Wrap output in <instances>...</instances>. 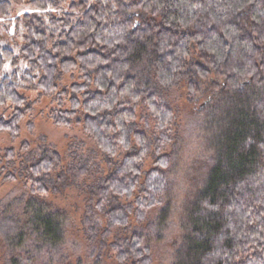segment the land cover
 Instances as JSON below:
<instances>
[{
    "label": "trees",
    "instance_id": "obj_1",
    "mask_svg": "<svg viewBox=\"0 0 264 264\" xmlns=\"http://www.w3.org/2000/svg\"><path fill=\"white\" fill-rule=\"evenodd\" d=\"M21 2L0 0V41L5 32L19 33L20 51L25 54L20 59L13 57L10 62L0 55V84L9 76L24 81L25 90H13L23 100L31 94H40L27 84L29 79L43 89L47 86L45 81L52 76L53 88L57 83L64 84L61 96L80 85L84 99L88 93L95 92L101 94L103 103L110 100L103 94L106 91L103 86L95 87L96 80H107V75L111 74L117 78L123 75L120 81H108L109 87L112 83L116 85L117 93L127 91L120 87L122 83L134 85L129 89L132 99L120 103L112 114L116 117L108 121L112 122L107 127L115 142H118L115 132L119 131L117 118L122 117L126 123L122 134L127 140L136 134L133 124L143 123L144 116L150 115L154 107L161 115L178 107L173 104L171 87L159 82L168 77H180L174 83H183L197 94H200L201 84H207L204 92L212 89L221 93V85L232 83H243L254 91L264 87V25H258L255 20L249 24L241 10L235 15L225 11L234 0H30L25 5L36 13L16 16L13 9ZM154 2L164 5L160 13L150 8ZM256 3L259 4L256 10L264 11V0H256ZM57 4H64L67 9H60ZM210 4L212 7H208ZM202 8L208 10L201 12ZM125 26L128 32L123 36L125 42L109 49L102 37L115 34ZM0 52L10 54L12 46L0 42ZM125 64L129 70L121 72ZM30 65L36 67L30 68ZM234 98L235 94L214 96L208 105L216 122L211 137L204 140L217 148L218 155L230 151L239 135L238 131H231L229 122L222 118L232 107ZM61 111L67 112V108ZM235 116L239 117L240 113ZM191 122L197 131L205 128L195 119ZM11 126L10 121H3L0 134L5 135L8 129L10 136ZM15 127L19 129L20 125ZM97 148L108 155V160L99 157L83 160L84 170L89 171L93 179L82 190L80 201L83 207L88 200L94 202L96 213L91 218L90 228L99 233L103 242L105 233L109 240L120 239V233L111 229L112 222L130 220L134 216L133 209H143L142 202L133 201L147 200L148 189L135 187L143 180V173L137 168L131 175L133 191L139 194L125 200L128 190L117 191L125 180V173L122 171L113 177L108 171L112 167L109 161L115 154L110 153L109 145L99 144ZM12 151L5 150L3 155ZM157 166L159 162L152 161L149 169L144 166V172L151 175V169ZM201 177L199 191L203 195L199 200L207 201L209 207L205 209V216L193 217L192 222L195 228L209 232L208 264H264V191L251 183H234L225 168L210 175L201 173ZM45 194L44 190L39 193L40 196ZM12 201L14 209L8 206L11 202L0 200V232H12L18 220L29 219L37 228L44 229L39 235L53 246L57 238L69 235L71 229L57 214L59 208L54 212L49 202L40 203L25 195L12 197ZM124 227L132 240L137 239L132 227L128 224Z\"/></svg>",
    "mask_w": 264,
    "mask_h": 264
},
{
    "label": "clouds",
    "instance_id": "obj_2",
    "mask_svg": "<svg viewBox=\"0 0 264 264\" xmlns=\"http://www.w3.org/2000/svg\"><path fill=\"white\" fill-rule=\"evenodd\" d=\"M57 7L63 9L65 5L57 4ZM163 7L155 2L150 5L156 13ZM258 8L256 0H234L224 10L231 15L241 10L249 24L255 20L258 25H264V11H257ZM207 10L202 8L201 12ZM125 33H128L126 26L102 38L112 49L125 42ZM3 37L0 42L12 46L10 54L0 52L4 61L25 55L20 51L19 33L5 32ZM28 55L31 57L32 53ZM128 70L127 64L121 68V72ZM122 77L111 74L107 75V80H96L95 87L103 86L106 89L103 94L110 100L103 103L101 94L95 92L88 93L84 99L80 85L61 96L64 84L57 83L53 88L52 76L45 81L47 86L43 89L29 79L27 84L40 94L23 100L13 90H25L24 81L9 76L0 84V117L4 118L0 119V125L3 121L11 122V135L6 129L5 142L17 143L16 150L7 156L0 153V200L11 202L8 206L12 209L15 208L12 197L21 195L34 197L40 203L51 201L49 207L56 212L59 206L57 214L71 229L67 237L57 238L53 246L39 235L44 229L37 228L29 219L18 220L14 231L0 232V264H208L209 232L195 228L192 222L193 217L205 216V209L209 207L207 201L199 200L203 195L199 191L201 173L210 175L225 168L234 183H251L264 191V87L254 91L243 83H232L221 85V93L212 89L204 92L201 86L197 94L183 83H174L180 77H168L159 82L171 87L173 104L179 107H173L165 115L154 107L150 115L144 116L143 123H131L136 134L127 140L122 134L126 123L122 117L117 118L119 131L115 132L118 138L115 142L107 127L112 122L108 121L116 117L112 114L120 103L132 99L129 89L134 85L122 83L120 87L127 91L117 93L116 85L112 83L109 87L108 81H120ZM224 94H235L232 107L222 118L229 122L230 130L238 131L239 135L230 151L218 155L217 148L204 137H211L216 122L208 105L214 96ZM65 108L67 112H62ZM145 112L148 113L147 109ZM236 113L240 116L236 117ZM194 119L205 125L199 130V137L191 133L190 122ZM17 124L19 129L15 127ZM22 139L26 142L21 147ZM99 144L109 145L110 153L115 154L109 161L112 167L108 169L113 177L122 171L125 173L121 186L113 185L117 191L128 190L125 200L139 194L133 191L131 175L137 168L143 173V180L135 187L148 189L147 200L133 201L142 202L143 209H133L134 216L130 220L112 222L111 229L120 233V239L109 240L105 233L103 242L99 233L90 228L91 218L96 213L94 202L88 200L82 210L78 203L82 190L93 179L89 171L84 170L83 160L90 157L108 160V155L97 148ZM151 161H158L159 166L152 168L149 175L144 172V166ZM41 190L46 192L44 196L39 195ZM125 224L133 228L137 239L132 240L127 235Z\"/></svg>",
    "mask_w": 264,
    "mask_h": 264
},
{
    "label": "rangeland",
    "instance_id": "obj_3",
    "mask_svg": "<svg viewBox=\"0 0 264 264\" xmlns=\"http://www.w3.org/2000/svg\"><path fill=\"white\" fill-rule=\"evenodd\" d=\"M30 0H22L21 4L20 5H17L13 10V14H15L16 16H21V15H24V14H35L36 12L33 11L32 9L29 8V6L25 5V3L29 2ZM77 2L78 0H68V2ZM65 10L67 9L66 7L64 8ZM1 21V20H0ZM64 80H68L67 77L64 78ZM201 86H203V90H205L207 88V84H201ZM36 94H31L30 97H34ZM186 99V98H185ZM201 102V101H200ZM34 107L36 105H33ZM179 107V105H178ZM29 123H31L29 121ZM191 123V133L196 136V137H199V131H197V128ZM26 139V137L24 138ZM26 141H23V139L21 141H19L20 145L22 143H25ZM16 147H17V143H6L5 142V135L3 134H0V153L4 154V151L5 150H8V149H12V150H16ZM152 164V161L150 164H146L145 165V169H149L150 166ZM50 204H51V201H48ZM78 203L80 204V209L82 210L83 208V204L81 203V201L79 200ZM57 208H59V206H56ZM77 222H78V216H77ZM70 234V233H69Z\"/></svg>",
    "mask_w": 264,
    "mask_h": 264
}]
</instances>
